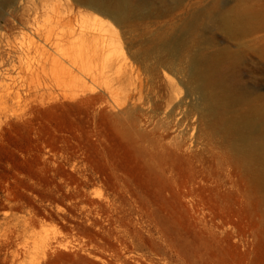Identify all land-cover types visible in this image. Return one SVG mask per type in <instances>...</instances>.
<instances>
[{"label": "rangeland", "instance_id": "374dc122", "mask_svg": "<svg viewBox=\"0 0 264 264\" xmlns=\"http://www.w3.org/2000/svg\"><path fill=\"white\" fill-rule=\"evenodd\" d=\"M146 1V27L164 25ZM248 6L263 20L246 35L257 51L221 65L242 98L227 117L264 105V0ZM123 32L75 0L0 10V264H264V149L239 151L185 106L177 118L192 141L165 126L138 135L87 97L102 87L122 103L146 84L130 53L137 33ZM202 38L241 49L216 30ZM184 93L162 69L142 96L165 109Z\"/></svg>", "mask_w": 264, "mask_h": 264}, {"label": "bare ground", "instance_id": "6f19581e", "mask_svg": "<svg viewBox=\"0 0 264 264\" xmlns=\"http://www.w3.org/2000/svg\"><path fill=\"white\" fill-rule=\"evenodd\" d=\"M153 1L160 6L159 12L162 13L158 15L165 16L167 20L164 25L151 29L146 27V21L153 16V13L148 12L153 3L146 0H75L112 19L124 31L123 36L125 32L137 33L130 53L142 65L145 73L146 84H140L122 103H111L102 87L90 89L87 97L103 105L105 111L109 109L121 125L133 128L138 135L147 127L153 130L165 126V130H172L170 136H173V140L183 137L188 133V125L184 124L181 117L177 118V111L185 106L189 115L194 114L199 121L206 119L215 132L235 135L239 151H252L254 147L264 149L263 142L254 143L256 134L261 136L262 141L264 138V105L259 108L251 106L238 117L223 115L225 106L242 98L236 95V88L226 80V74L221 72V65L225 60L231 59L235 63L243 54L257 51L254 40L247 39L246 35L253 29V32L257 31L256 19L262 16L263 20V13L257 15L255 10L250 9V0H235L239 2L236 8L226 7L228 4L225 0ZM17 2L18 0H0V10L3 7L13 8ZM174 7L180 12L178 19L172 18L174 10L171 8ZM256 27L263 30L261 25ZM212 30L219 31L228 38L242 39L239 52L219 47L209 50V47L214 46V40L202 37L204 32ZM103 54V49L96 55L93 53L91 64L93 61H100ZM162 69L175 76L185 90L184 97L171 100L169 104L173 102L174 105L167 104L165 109L156 108L151 95V98L142 96L145 88L152 89L159 82ZM186 136L180 139L192 141V138L187 139Z\"/></svg>", "mask_w": 264, "mask_h": 264}]
</instances>
